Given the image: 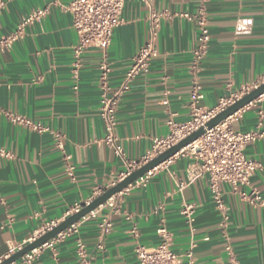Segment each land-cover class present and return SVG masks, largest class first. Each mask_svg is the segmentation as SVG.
Here are the masks:
<instances>
[{
	"label": "crops",
	"instance_id": "0c3cea01",
	"mask_svg": "<svg viewBox=\"0 0 264 264\" xmlns=\"http://www.w3.org/2000/svg\"><path fill=\"white\" fill-rule=\"evenodd\" d=\"M72 0H0V38L13 33L32 12L46 10L24 35L0 54V261L37 236L47 223H60L91 201L95 191L109 189L139 163L153 142L190 119L189 93L199 83L203 108L246 86L264 82V0H125L121 22L104 55H73L77 36L66 7ZM208 18L209 43L199 66L192 52L198 30L194 16ZM151 11L166 13L154 40L156 55L131 82L117 111L119 157L104 142L99 116L102 61L110 67L107 81L115 90L136 53L149 42ZM187 15L189 18L183 17ZM239 18H250L247 35L234 33ZM264 95L230 119L234 131L257 128ZM5 113L30 119L34 131L12 124ZM45 130V131H44ZM56 134L64 136L61 148ZM260 169L246 193L256 190L262 203L244 201L223 187L227 218L212 200L208 177L198 175V162L186 151L157 167L79 220L52 247L38 250L35 264H139L136 244L155 247L161 229L171 250L192 249V264H264V137L246 148ZM74 167L73 178L66 172ZM190 207L192 215L184 214ZM109 222L108 234L102 235ZM82 248V252L79 251ZM227 247L230 251H227Z\"/></svg>",
	"mask_w": 264,
	"mask_h": 264
},
{
	"label": "built area",
	"instance_id": "2783aa9c",
	"mask_svg": "<svg viewBox=\"0 0 264 264\" xmlns=\"http://www.w3.org/2000/svg\"><path fill=\"white\" fill-rule=\"evenodd\" d=\"M124 3L125 0H72L70 2V4L66 7V10L72 16V27L77 36V43L73 47V55L75 59L79 60L81 55L90 49H97L104 55L106 54L111 44L113 31L121 22ZM45 13L46 10H37L32 12L16 26L13 33L0 38V54L8 50L16 40L20 39L24 35L27 26L40 20ZM182 16L189 18L187 15ZM167 17L169 16L166 13H158L155 11L150 12L149 42L145 44L133 57L132 65L120 85L115 90L112 91L110 89L107 81L110 73L109 65L105 62V60L100 64L99 116L105 129L103 142L107 147L113 149L114 153L119 157L123 156V150L121 145L118 143V137L116 135L117 111L121 97L129 90L132 80L141 71H145L148 68L151 59L155 57L156 52L154 48V40L156 38L161 20ZM193 18L198 30V39L192 52V56L193 65L197 67L206 55L210 37L208 31V18L205 11L200 9ZM252 26V19L239 18L235 22L234 33L237 36L247 35L251 32ZM258 86L259 85L243 87L238 93H233L230 97L220 100L216 107L203 108L200 105V102L203 99L201 86L199 83H194L189 93V121L180 126H174L172 122H169V126L171 127L170 134L165 139L155 140L151 150L139 163H128L127 166L129 168V172L123 175L120 181L131 171L147 163L198 129L204 128L206 123H208L216 115ZM234 115L227 118L217 126L209 130H205L202 136L180 151H186V153L196 159L199 164L198 175H206L208 177L211 200L215 208L222 213L224 219L227 218V208L223 198V187H228L232 192L238 194L241 199L246 202L257 205L262 203L261 196L256 190L251 189L250 192L246 193L242 190V188L250 187L252 177L256 171L260 169L259 163L247 157L246 148L256 140L264 137V132L260 130L263 113L261 111L258 113L259 123L257 128L247 132H237L233 130L230 119ZM5 116L12 124L24 126L34 131H43L42 127L34 124L27 117L13 113H5ZM55 138L58 143L57 146L61 148V141L64 136L56 134ZM8 156L9 154L6 151L0 149V157L7 158ZM156 169L157 168L148 172L137 181H144ZM73 171V165L67 164L66 172L71 178H73ZM102 193V191H95L91 201L100 196ZM114 197L115 195L109 198L103 205L106 204L112 206ZM1 203L2 200L0 199V204ZM81 208L75 209L74 213L78 212ZM94 211L88 215H92ZM184 214L188 217L192 215L190 207L186 208ZM57 224L59 223H47L38 231L37 236L31 241L51 230ZM72 227L73 225L68 229H71ZM110 228L111 224L109 222L103 224L101 228L102 235L108 234ZM65 231L58 234L54 239L43 244L41 247L27 253L17 262L12 264H35L38 250L42 247H52L54 241L62 238ZM159 234L162 235V240L155 247H146L141 244L135 245L134 254L139 264H180L181 256L171 250L169 235L164 229H161ZM21 248L22 247L16 249L10 255ZM79 251L82 252L81 247H79ZM227 251H230L229 247H227ZM184 256L188 260L187 264L193 263L192 249L187 251Z\"/></svg>",
	"mask_w": 264,
	"mask_h": 264
},
{
	"label": "water",
	"instance_id": "95a60500",
	"mask_svg": "<svg viewBox=\"0 0 264 264\" xmlns=\"http://www.w3.org/2000/svg\"><path fill=\"white\" fill-rule=\"evenodd\" d=\"M263 95H264V82L261 83L255 89L251 90L248 94L241 97L239 100L235 101L232 105L227 107L218 115H216L213 119H211L208 123H206L204 128L198 129L197 131L193 132L192 134H190L183 140L179 141L177 144L173 145L172 147L162 152L158 156L154 157L147 163L131 171L125 178L117 182L114 186L105 190L100 196L93 199L87 205H84L78 212L70 215L62 222L57 224L55 227H53L51 230L47 231L46 233L36 238L35 240L27 243L24 247H22L21 249L10 255L9 257L5 258L3 261H0V264H12L14 262H17L27 253L41 247L43 244L54 239L58 234L64 232L72 225L77 223L79 220L86 217L89 213L93 212L98 207L103 205L109 198L122 192L130 185L135 183L137 180H139L141 177H143L145 174L154 170L161 164L167 162L170 158L174 157L183 148H185L186 146L197 140L200 136H202L205 130H209L217 126L218 124H220L227 118L231 117L241 109L245 108L252 102L256 101L258 98H260Z\"/></svg>",
	"mask_w": 264,
	"mask_h": 264
}]
</instances>
